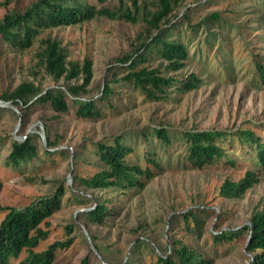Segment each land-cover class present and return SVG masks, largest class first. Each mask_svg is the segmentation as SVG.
<instances>
[{
    "label": "rangeland",
    "instance_id": "374dc122",
    "mask_svg": "<svg viewBox=\"0 0 264 264\" xmlns=\"http://www.w3.org/2000/svg\"><path fill=\"white\" fill-rule=\"evenodd\" d=\"M5 1L0 0V20L7 13L25 11L37 0H10L2 6ZM120 3L131 8L130 0H105L101 5L115 9ZM148 9L155 11L156 7ZM168 25L174 29L167 39L179 41L188 53L185 66L178 72H167L164 61L151 57L136 70L157 69L164 77L180 80L195 74L200 83L188 92L173 86L164 97L157 94L158 99L120 80L127 71L114 62L155 33H148L142 20L133 24L96 17L50 28L25 50L10 48L0 37V95L11 93L23 82H32L44 91L81 83L55 82L37 64L35 54L46 37L60 40L68 49L69 60H92L93 75L83 98L97 101L99 118H77L73 108L55 116L48 106L40 105L23 114L10 102L8 106L0 103V208L21 209L64 187L61 208L39 226L48 236L33 249L39 253L71 238L68 248L55 252L53 264H81L84 258L91 264H159L157 256H167L177 241L196 248L212 264L252 262V255L246 252V234L217 245L211 235L239 230L249 224L254 211L264 210V171L252 165L250 156L242 157L238 144L230 153L236 167L191 168L185 159L183 134L250 129L264 139V84L258 77V66L264 67V0H181ZM113 71L116 82H110ZM106 81L112 92L100 101ZM42 123L55 141V146L48 148L50 155L40 152L22 171L5 167L13 141L36 135L39 147L46 145ZM160 127L168 133V147L152 134ZM114 137H122V142L134 149L126 161L150 168L152 178H143L141 189L85 188L80 178L93 175L100 165L97 143ZM148 151L156 167L147 161ZM248 170L258 172L259 183L242 198L228 200L219 195L226 179L236 182ZM108 201L114 202L116 214L112 218L101 226L84 220L83 211ZM189 213L195 215L197 228ZM6 214L0 210V224ZM26 256L23 251L10 264H19Z\"/></svg>",
    "mask_w": 264,
    "mask_h": 264
},
{
    "label": "trees",
    "instance_id": "16d2710c",
    "mask_svg": "<svg viewBox=\"0 0 264 264\" xmlns=\"http://www.w3.org/2000/svg\"><path fill=\"white\" fill-rule=\"evenodd\" d=\"M6 0L2 6H6ZM105 0H37L23 12L7 13L0 20V37L14 50H25L32 46L39 34L50 28L70 26L89 21L96 17L108 20L137 23L142 20L146 24L147 41H142L130 54L114 59L117 66L124 68L127 73L120 80L131 82L142 89L146 96L158 99L160 94L165 96L167 89L176 86L179 92H188L197 88L200 80L195 74H190L184 80L168 76L164 77L157 69L142 67L151 57L164 61L167 72H178L185 66L188 53L185 46L179 41H170L167 36L174 27L169 24V18L174 8L181 0H130L131 8L120 6L110 9L102 6ZM154 5L155 11L148 6ZM132 9V10H131ZM142 19H140L141 17ZM217 17V15H214ZM41 49L35 54L37 64L55 82L63 80L66 83L81 80L65 88H49L46 91L32 82L19 84L11 93L0 95V100L10 102L23 114L34 105L48 106L55 116L68 113L74 109L77 118L89 120L101 116L97 101L83 98L91 82L92 60L85 58L82 63L68 59V49L57 38L46 37L40 40ZM260 82L264 84V67L258 66ZM116 82V71H113ZM110 82H105L101 95L98 98L104 101L112 92ZM68 99L70 103L68 102ZM45 131L46 145H39L35 141L36 135H26L20 141H13L11 151L5 158L4 166L13 171H22L39 158L41 152L49 156L48 148L55 146L50 139L49 128L42 123ZM152 134L164 146L170 145L167 131L160 127L152 130ZM186 146V162L191 168L202 169L209 166L226 165L236 167L237 161L231 156L233 145L238 144L243 152L242 157L250 161L257 170L264 171V139L254 130L239 129L234 133L226 131H187L183 134ZM147 140V138H146ZM134 149L122 142V137L97 143L96 158L100 165L97 172L88 177L80 178V183L87 189L119 190L141 189L144 185L142 179H150L153 174L150 168L142 169L130 165L126 158ZM152 167H156L150 151L146 155ZM259 183L258 172L248 170L244 176L234 182L225 180L219 189V195L228 200L239 199ZM64 187L59 186L53 195L40 198L24 208L4 207L6 211L0 224V264H10L23 251L27 256L19 264H53L55 252L64 250L72 244L69 238L65 242H56L46 250L36 253L33 251L38 244L44 241L48 232L42 230L40 224L57 212L62 206ZM113 201L98 204L91 210L82 212L84 220L93 226L103 225L107 219L112 218L114 212ZM112 207V208H111ZM198 227V221L193 213L188 214ZM69 229H72L70 227ZM70 231V230H69ZM246 234L248 243L246 252L252 255L251 264H264V210L254 211L249 224L239 230L224 231L211 235L213 244L230 243L236 236ZM159 264H212L211 260L202 255L196 248L177 241L175 247L169 250L167 256H157ZM81 264H91L84 258Z\"/></svg>",
    "mask_w": 264,
    "mask_h": 264
},
{
    "label": "water",
    "instance_id": "95a60500",
    "mask_svg": "<svg viewBox=\"0 0 264 264\" xmlns=\"http://www.w3.org/2000/svg\"><path fill=\"white\" fill-rule=\"evenodd\" d=\"M0 103L3 104L4 106H8V103L7 102L0 101Z\"/></svg>",
    "mask_w": 264,
    "mask_h": 264
}]
</instances>
